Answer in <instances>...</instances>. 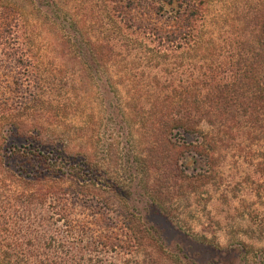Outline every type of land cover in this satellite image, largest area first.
Instances as JSON below:
<instances>
[{
  "label": "rangeland",
  "instance_id": "rangeland-1",
  "mask_svg": "<svg viewBox=\"0 0 264 264\" xmlns=\"http://www.w3.org/2000/svg\"><path fill=\"white\" fill-rule=\"evenodd\" d=\"M131 1L132 9L128 0H0V26L18 24L22 38L14 47L22 61L7 59L0 46V98L16 101L0 126L15 122L21 132L41 126L74 163L92 150L88 139L96 136V160L104 170L85 175V165L82 188L93 202L83 207L75 199L74 218L85 223L100 207L106 222L84 227L75 219L57 220L49 198L39 203L29 195L32 201L24 203L23 192L35 196L38 190L0 175V264H264V126L240 116L227 123L216 114L214 124L203 120L201 130L216 135L218 161L204 185L205 177L198 179L197 190L196 170L208 165L193 151L196 133L182 132L188 172L195 176L191 183L174 179L168 189L163 184L158 195L150 174L134 169L130 159L148 147L146 139L135 142L139 121L118 131L114 119L134 106L142 111L137 119L145 116L157 92L168 106L196 112L197 78L204 109L220 104L203 97L210 84L230 94L228 106L243 109L252 93L248 66L261 56L264 61V0H193L202 7L201 41L176 50L158 47L143 30L149 23L173 24L178 0ZM111 135L120 143L110 145ZM22 160L10 164L28 180L44 176L40 167L23 171ZM66 166L52 176L75 181ZM95 177L103 183L90 181ZM66 186L73 192L78 184Z\"/></svg>",
  "mask_w": 264,
  "mask_h": 264
},
{
  "label": "trees",
  "instance_id": "trees-1",
  "mask_svg": "<svg viewBox=\"0 0 264 264\" xmlns=\"http://www.w3.org/2000/svg\"><path fill=\"white\" fill-rule=\"evenodd\" d=\"M169 1L170 4L174 3V0ZM133 5H135V3L128 0L129 9H132V7H134ZM163 6V4L159 5L158 8L160 11ZM175 9L176 14L170 16V20L173 24L165 27L149 23L145 26L146 30H143V33L161 48L176 50L177 48L190 46L195 42L196 45L199 44L201 40L198 23L202 18L201 4L193 0H178ZM126 17V15L122 16L125 20ZM21 39L18 24H5L0 26V46L5 49V55L10 61H22L21 57L17 59V52L14 49V47L21 46ZM263 62V56H261L260 58L258 57V59H253L250 63L251 65L248 66V72H251V68H253L252 75L250 74L247 78L249 85H252L250 87L252 93L246 97L247 102H245L246 105L243 109H232L231 106H228L232 99V97L229 96L230 94H225L220 86L214 87L212 84L208 86L209 90L203 97L208 95L211 97V102L220 100V104L216 102L219 104L218 108H216L215 105L214 109H204L202 106L203 101L200 94L199 79L197 78L195 95L196 112L181 110L182 107L168 106L167 98L162 97L160 92H157L154 94V98L151 102L153 109L145 113V116H141L140 119H137V117L141 110L137 109V106L130 109L132 111L130 114H121L120 112L116 114L114 119L117 123L118 131L122 128V124H128L133 120L139 121L140 135L135 142L142 143V141L146 139L148 147L146 151L137 152V150H134L135 155L133 154L130 159L133 157L131 162L136 165L134 169L140 168L144 175L150 174L149 179L152 178L153 181L152 186H150L152 191H156L158 195L159 193L163 195V184L165 185V189H168L170 183H174V179L175 182H192L191 180H193L195 175L192 174L194 172H188L190 164L187 160V148L186 145H184L185 142H181L178 136L182 132L188 134L196 133L198 139L193 146V151L199 159L205 162V165H208V167L200 169L203 170L202 172L196 170L197 190L198 187H200L198 186V179L205 177L201 184L204 185L208 179L207 175L210 171L213 172L218 161L215 148H213V143L217 141L216 135L201 130L200 123L203 120H206L210 124H214L215 120L213 119L216 114L217 118L219 117L221 121L227 123V119H230V116L232 117L231 119H236L240 116L241 119L251 122L252 125L257 126L260 124L264 126V70H261ZM260 72L263 74L261 76L263 79H258V77H256ZM155 83L161 85L158 80ZM15 102L14 99L13 102H10L7 97L0 98V123L2 119L5 120L6 117L10 119L11 116L8 117V114H10L8 106L10 103L12 104ZM132 106L130 105V107ZM41 129V126H39L33 130L21 132L20 126L15 124V122L3 125V127L0 126V175L10 177L13 179L14 183L21 187L26 188L28 186H33L34 190H38L35 196L34 192L33 194L23 192L21 196L24 203L32 201L30 196H33L32 198L35 200L37 199L39 203H44L47 198H49L50 203H52L53 213L56 215L57 220L74 221L75 219L77 220V224L83 225L84 227L87 226L85 225L86 223L91 222L97 223L98 226L104 224L105 220L100 207L91 209L89 214L91 219L85 220V223L81 222L78 218H74V211L77 209V201L75 199L81 201L83 203L81 206L83 207L92 206L93 202L91 201L93 197H90L89 190L82 188V186H84V180L81 179L84 177L82 176V170L85 168V165L88 167V171H86L88 174L85 175L95 176L94 174H90L91 170H94L96 173L103 172L104 170L103 166H99V161L96 160V151L94 150L95 148L97 149L99 145L96 143L98 142L96 136L93 138L91 134L88 139V143H91L92 150L84 153L80 152L83 154L82 158L74 163V159L76 158L73 160L69 158L70 155H67L63 145L60 146V144H58L59 141L57 139L53 140L51 137L52 132L47 133ZM172 136H174V139ZM9 137H11L10 144H8ZM126 137H128V133ZM19 139H22V141L19 142ZM111 139L112 142L110 145L120 143V141H116L117 139H115L113 135H111ZM126 155L128 157L129 154ZM59 157H61L63 162L58 161ZM14 158L18 160L23 158L20 162L23 171L24 169H28L36 173L37 168L40 167V174L44 176L42 178H36V181L28 180L27 174H20L16 171V168H14L17 166L10 164V160ZM67 159L70 161L68 166L64 164L68 163ZM60 163H63V166L60 165ZM60 166L64 169L65 166L67 169H73L75 172L68 174L71 175L70 179L75 181L67 182V180H64V177L69 178V176L65 174L52 176L53 171L59 169ZM164 179L166 180L163 183L162 181ZM80 180L81 182H79ZM97 180V177L94 179L90 178V181L101 184L102 181L97 182ZM68 183H77L79 187L76 186L73 192H69L72 186L67 187L66 185ZM42 187L46 188L42 190ZM39 195L40 198L38 197ZM105 205L110 207L111 204L109 199L105 202ZM127 216L130 218L129 215ZM118 217L125 218L126 215H118ZM126 221L118 220V222H122L123 227L128 228L130 225L134 226V224H129V220ZM132 221L135 223L134 220Z\"/></svg>",
  "mask_w": 264,
  "mask_h": 264
}]
</instances>
